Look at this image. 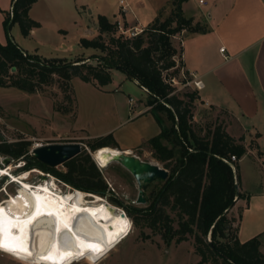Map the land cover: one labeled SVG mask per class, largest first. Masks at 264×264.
<instances>
[{"label":"trees","instance_id":"trees-1","mask_svg":"<svg viewBox=\"0 0 264 264\" xmlns=\"http://www.w3.org/2000/svg\"><path fill=\"white\" fill-rule=\"evenodd\" d=\"M36 1L14 0L11 14L4 20L6 32L13 22L18 23L24 36L39 27L28 14ZM184 1L187 0H171L168 16L161 19L159 12L135 37L118 33L117 21L97 16V35L91 39L80 38L78 45L99 54L74 61L41 60L21 50L8 37L5 44H0V86L34 93L37 87L50 85L57 77L64 89L69 88L73 78L104 87L111 83L113 70L134 79L152 98L149 105L155 104L153 108L166 113L170 125H161V133L148 142L152 157L163 164L168 177L159 188H154L153 182L145 190L146 208L126 209L133 224H146L162 231L167 242L172 239L181 242L187 240V235L194 236L200 264H264L258 238L241 243L236 237L237 228L232 234L224 213L240 197V193L236 197L234 185L235 180L239 185L237 161L246 154L243 139L235 140L221 127L200 135L193 125L192 109L197 96L193 92L172 94L174 88L164 81V71H171V76L178 75L174 58L180 57V52L174 46L173 37L182 30L206 32L183 16ZM90 59L95 63H89ZM29 147L30 142L19 141L0 147V153L14 160L22 158L26 171L39 169L71 189L100 197L107 194V183L88 151L116 148L111 134L87 142L77 156L60 165L62 169L49 167L29 156ZM231 156L237 161L232 163ZM167 208L175 213L176 228ZM209 232L211 240L207 242L205 236Z\"/></svg>","mask_w":264,"mask_h":264},{"label":"rangeland","instance_id":"rangeland-1","mask_svg":"<svg viewBox=\"0 0 264 264\" xmlns=\"http://www.w3.org/2000/svg\"><path fill=\"white\" fill-rule=\"evenodd\" d=\"M125 1L132 3L135 11L139 13L151 9V0ZM82 3L88 5L85 6ZM9 4L10 0H0V10H4V12L0 11V43H5L9 37L15 45L31 56H36L41 60L57 58L67 61L99 54L96 50L81 48L78 45V40L84 35H89L88 30H91L95 25L96 11H103L109 19H113V13L118 6L117 0H39L32 8L29 17L38 21L40 26L34 29L32 33L29 32L27 36H24L16 22L9 25L8 32L5 30L4 20L6 15L11 14L12 11V4L10 6ZM170 9L171 6L169 5L166 10L161 12V19L168 16ZM142 15H140L141 19L147 17V14ZM158 15L159 13L155 18ZM118 33H121L119 29ZM87 61L95 63L91 59ZM177 61L179 63L178 58ZM170 72L164 71L163 77L168 78ZM117 75H115L116 83L121 81L122 76L118 71ZM175 77L178 78V75H175ZM92 86L95 85L92 84ZM92 86L80 81L78 78H73L69 83V88L64 89L63 82L57 77H54L52 84L37 87L34 93L23 92L13 87L0 86V116L6 124V136L11 140L20 139V141L30 142V151L28 152H31L35 144L80 143L83 147L86 146L87 142L94 139L87 138L85 132L75 129V111H77L81 122L84 123L88 120L95 122L101 116V105H105L104 102L97 103L95 101ZM172 93L174 94V92ZM175 93L180 95L184 91H176ZM111 96L121 98V101L131 98L132 104L138 101L145 104L152 100L146 92L144 93L130 79L124 80L121 84V91L111 93ZM104 99L105 97L102 100ZM154 106L155 104H153ZM194 114L197 115L198 120V123L193 124L195 131L200 135L209 134L214 129V112L206 109L199 111L194 109ZM196 126L200 129H197ZM88 152L94 161L92 156L94 152ZM133 154L142 161L164 168L163 164L157 162L152 155L144 154L140 150ZM28 155L33 156L31 153H28ZM94 163L96 164L95 161ZM8 164L7 166L12 169L10 170L12 175L19 176L27 173V182L31 185L49 184L61 194L79 192L39 169L26 171L23 159L19 163L13 159ZM18 164H20L19 167ZM96 166L101 170L108 186L107 194L101 197L103 202L108 204L107 207L117 208L118 212L125 214L129 220L131 218L126 213L127 208H146L148 203H136L138 188L136 181L129 172L115 162H111L105 168H100L97 164ZM243 167L247 171V183L254 189L257 187L256 181H258V178L255 177L256 173L254 174V171L250 170V163L247 161L243 163ZM58 168L62 169L61 166H58ZM237 174H239V169ZM10 178L11 176H8L2 180L0 201L9 199L10 196H16L18 184L12 182V178ZM161 182L163 181H155L153 183L154 188H159L162 185ZM235 184L237 185L236 180ZM237 190L238 193L243 195L240 183L237 185ZM83 193L88 203L95 201L91 196L93 194ZM233 205L226 212L232 234L235 233L240 213L239 208L233 210ZM166 211L170 214L173 227L176 228L175 213L168 208ZM130 224L132 228L129 236L106 256L99 258L98 254L92 253L80 260L73 259L66 264H200V256L196 253L194 236L187 235V240L181 242H176V239L167 242L162 231L153 230L146 224L134 225L132 220ZM1 239L0 226V244ZM205 240L207 242L211 240L210 232L205 236ZM261 253L264 254L263 251ZM0 264L54 263L32 260L6 251L0 246Z\"/></svg>","mask_w":264,"mask_h":264},{"label":"crops","instance_id":"crops-1","mask_svg":"<svg viewBox=\"0 0 264 264\" xmlns=\"http://www.w3.org/2000/svg\"><path fill=\"white\" fill-rule=\"evenodd\" d=\"M38 1L31 6L29 15ZM199 1L187 0L181 4L183 16L191 19L193 25L205 28L206 32L182 30L173 37L174 46L180 52V57L174 58L180 61L178 76L183 69L188 78L203 84L201 90H183L197 96L192 109L193 124L198 123L194 109H206L214 112V128L221 127L235 140L243 139L246 154L237 161L243 195L240 194L233 205V210L240 209L236 237L241 243L257 237L259 249L264 252V0H202V4ZM13 2L10 0L9 6ZM170 2L151 0V9L141 11L147 17L141 19L143 15L135 11L132 3L125 1L127 11L121 12L117 0L113 19L103 11H96L95 25L88 30L89 35L80 38L91 39L97 35L99 15L106 16L110 22L119 21L123 29L136 30L139 34L159 12L169 7ZM119 73L122 76L117 83L116 70L112 71V81L107 86L95 87L87 83L92 86L95 101L105 105H101V116L95 122H81L75 111V129L85 132L89 139L111 134L117 145L115 149L121 152L129 151L134 155L140 150L152 155L148 142L161 133V125H170L167 115L149 103L132 104L131 98L121 101L111 96L121 91L124 80H129ZM131 82L138 86L137 82ZM246 161L258 178L254 189L247 183V171L243 167Z\"/></svg>","mask_w":264,"mask_h":264},{"label":"bare ground","instance_id":"bare-ground-1","mask_svg":"<svg viewBox=\"0 0 264 264\" xmlns=\"http://www.w3.org/2000/svg\"><path fill=\"white\" fill-rule=\"evenodd\" d=\"M120 153L103 147L92 156L105 168ZM7 165L0 168V174L11 176L18 188L16 196L0 201V246L4 250L32 260L66 264L92 253L102 258L129 236L131 220L117 208L107 207L101 197L91 195L95 201L88 203L81 191L61 194L49 184L31 185L27 173L12 175Z\"/></svg>","mask_w":264,"mask_h":264},{"label":"water","instance_id":"water-1","mask_svg":"<svg viewBox=\"0 0 264 264\" xmlns=\"http://www.w3.org/2000/svg\"><path fill=\"white\" fill-rule=\"evenodd\" d=\"M131 80L136 82L132 78ZM82 147L83 146L80 143L45 144L34 148L32 150V155L39 162L49 167H57L77 156L81 152ZM111 162H115L123 167L136 181L138 188L136 198L137 204L146 203L144 192L150 184L157 180L165 181L168 177L167 170L156 164L142 161L135 155L121 152L114 156ZM8 163V159L3 161L4 165H7ZM234 189L237 197L238 190L236 184L234 185ZM224 213H226V211Z\"/></svg>","mask_w":264,"mask_h":264},{"label":"built area","instance_id":"built-area-1","mask_svg":"<svg viewBox=\"0 0 264 264\" xmlns=\"http://www.w3.org/2000/svg\"><path fill=\"white\" fill-rule=\"evenodd\" d=\"M118 3H119V6H120V10L121 12H126L127 11V4L125 3V0H118ZM200 4L203 3L202 0L199 1ZM117 27L118 29L121 31V33L125 34V35H128V37H135L138 35V32L136 30H125L123 29V27L121 26V23L119 21H117ZM176 62V66L175 68H179V63H177L178 61H175ZM179 78V79H178ZM175 77V76H170L168 78L164 77V81L165 83H167L168 85H170L172 88H174V93L176 91H181V90H184V89H189V90H201L202 87H203V84L201 81H198V80H195V79H190L188 78L183 69L180 70V77L178 76ZM173 94V93H172ZM130 102H132V99H130ZM5 127H6V124L4 123V120L3 118L0 116V147L4 146V145H9V144H14V143H18L20 141V139H15V140H11L9 139L7 136H6V132H5ZM40 146L39 144H35L33 147H32V150L36 147ZM32 150L31 152H28V153H31L32 154ZM30 151V150H29ZM5 159H8L9 160V163L10 161H12L13 159L8 157V156H5L3 154L0 153V168H4L5 165L3 164V161ZM22 158L18 159L17 162L19 163L20 160ZM230 160L231 162H236L237 159L235 158V156H231L230 157ZM20 164H18V167H19ZM233 168V167H232ZM5 177H8V176H2L0 174V182L1 180H3V178ZM11 179V178H10ZM12 180V179H11Z\"/></svg>","mask_w":264,"mask_h":264}]
</instances>
